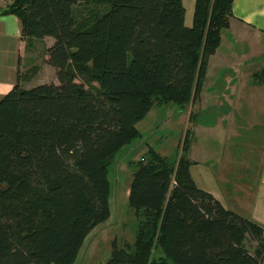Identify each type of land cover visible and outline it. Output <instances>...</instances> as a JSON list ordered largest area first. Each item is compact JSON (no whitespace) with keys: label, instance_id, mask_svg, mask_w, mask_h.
Segmentation results:
<instances>
[{"label":"trees","instance_id":"16d2710c","mask_svg":"<svg viewBox=\"0 0 264 264\" xmlns=\"http://www.w3.org/2000/svg\"><path fill=\"white\" fill-rule=\"evenodd\" d=\"M234 1L196 0L191 27L184 0H15L0 10L20 19L23 38L54 40L45 62L57 79L25 89L19 74L0 100V264L76 263L111 217V164L154 107L184 108L201 93ZM80 3L106 9L83 25ZM183 145L129 163L136 236L115 241L106 264H264V227L197 186L188 133Z\"/></svg>","mask_w":264,"mask_h":264},{"label":"rangeland","instance_id":"374dc122","mask_svg":"<svg viewBox=\"0 0 264 264\" xmlns=\"http://www.w3.org/2000/svg\"><path fill=\"white\" fill-rule=\"evenodd\" d=\"M105 9L103 5L80 3L73 12L77 23L92 25ZM40 47L35 45L33 48L30 65L35 63L28 74L32 75L36 67L40 66L33 84L41 81L54 83V71H45L48 70L45 69L46 62L44 63L47 51ZM236 49L244 51L242 47ZM219 53V57L213 59L207 70L203 89L196 95V101H190L184 108L174 103L154 107L147 118L138 124L137 128L142 137L125 146L109 168L111 217L90 233L75 264H106L115 241L120 247L134 242L136 219L129 206L133 170L129 163L140 161L150 148L162 158H170L178 147L182 150L185 135L188 133L191 147L196 139L194 157L198 159V170L201 169V155L208 157L213 152L224 157L229 172L236 168L244 173H247L244 168H251L249 173L253 172L255 175L259 172L262 166L260 158L264 153V74L259 73L261 76L256 77V72L250 77L246 68H238L235 62L242 58L230 42H225ZM224 54L228 55L229 62L226 65L219 59ZM235 157L244 161L247 159L248 167L237 162L238 160L233 164ZM205 160L209 162L211 159L208 157ZM234 205L246 216L249 215L250 206L246 205L245 208L239 204ZM247 245L253 253L256 243L249 239Z\"/></svg>","mask_w":264,"mask_h":264},{"label":"crops","instance_id":"0c3cea01","mask_svg":"<svg viewBox=\"0 0 264 264\" xmlns=\"http://www.w3.org/2000/svg\"><path fill=\"white\" fill-rule=\"evenodd\" d=\"M14 1L0 0V10L7 8ZM195 4L196 0H184L186 9L185 22L188 27H191L193 23ZM48 39L50 40H47V38L41 40L25 39L22 37V24L17 16L0 15V100L16 85L19 74L21 86L25 89L49 83V81H41L36 85H34L35 83L33 84V79L38 75L37 72L40 71V66L36 67V71L32 75L28 74L29 70H33L32 67L35 63L33 61V65H30L32 63L31 56L33 55L34 46L38 45L39 48L42 46L46 52L54 44L52 38ZM225 42H230L235 50L240 52L239 54L242 60L237 61L235 59L234 61H237L235 63L238 68L240 66L246 68L250 77L256 72L264 71V0L234 1L230 29L223 33L221 46L216 54L209 59L208 69L213 59L219 57V52ZM240 47L244 51L236 49ZM235 56L236 58L238 57L236 54ZM227 57L228 55L224 54L222 58H219L221 60L220 62L226 65L229 62ZM230 62L233 63V61ZM45 66V69H48H44L45 71H54L46 63ZM53 73L54 83H57L55 72ZM195 141L196 139L193 140V146L189 152V159L193 163L191 175L197 186L211 193L226 209L240 215L246 216L234 204L245 206V208H247L246 205L250 206V213L246 217L264 227V153L263 157L261 156L260 158L262 160V166H260L259 172L257 171L256 175L253 172L249 173L251 168L249 170L244 168L247 173H244L240 168L229 172L230 169L225 164L224 157L221 154L216 155L213 152L210 156L208 155L211 159L209 162L205 160L208 157H202L201 155V169L198 170V159L194 157L195 149L197 148V145L194 143ZM236 160H238L237 162H242L243 166L248 167L247 159L244 161L235 157L232 163L235 164ZM246 174H248V177L243 181ZM256 176L258 177L256 178ZM233 180L238 181L234 182Z\"/></svg>","mask_w":264,"mask_h":264}]
</instances>
